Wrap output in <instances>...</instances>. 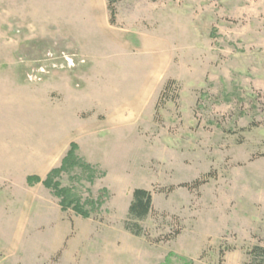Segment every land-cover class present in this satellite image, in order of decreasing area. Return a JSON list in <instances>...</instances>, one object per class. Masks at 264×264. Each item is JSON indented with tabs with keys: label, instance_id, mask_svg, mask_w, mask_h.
I'll use <instances>...</instances> for the list:
<instances>
[{
	"label": "rangeland",
	"instance_id": "obj_1",
	"mask_svg": "<svg viewBox=\"0 0 264 264\" xmlns=\"http://www.w3.org/2000/svg\"><path fill=\"white\" fill-rule=\"evenodd\" d=\"M158 42L167 68L157 78L167 77L156 92L147 81ZM80 49L89 71L109 63L121 107L135 108L107 153L105 141L90 153L103 165L77 146L98 172L93 182L80 168L78 178L61 175L83 199H103L88 218L26 180L56 163L42 158L53 129L46 86L87 64ZM78 78L86 83L74 74V88L94 89ZM138 187L151 194L143 219L128 216ZM256 247L264 248V0H0V264H259Z\"/></svg>",
	"mask_w": 264,
	"mask_h": 264
},
{
	"label": "crops",
	"instance_id": "obj_2",
	"mask_svg": "<svg viewBox=\"0 0 264 264\" xmlns=\"http://www.w3.org/2000/svg\"><path fill=\"white\" fill-rule=\"evenodd\" d=\"M121 43H123L124 50H128L130 52L125 39H123ZM161 51V46L158 42L155 47L156 55L154 57L156 70L149 81H147L148 86L153 83L155 84V91H158V89L160 90L163 81L167 77L165 76L161 80L158 79L159 77L157 78V75L165 73L167 68L165 58H162L161 56ZM80 52L87 57V64L78 72L73 74L61 73L51 76L48 79L46 86L48 91L47 108L52 111L51 123L50 118L48 119V122L51 124L50 126H52L53 129L49 132L48 127L46 145L49 147L48 149L50 152L45 156L42 155V158L44 160L56 159V163L53 167L60 165L61 159L68 150L71 142H75L78 146V150L81 152L88 151V157L85 155L87 160L102 164V159H93V157H91L92 154L90 153L95 152V145H99L104 141L107 142L103 151L104 153H107L108 145L111 146L114 143V131L119 128H128L130 123L134 122L135 119V108L121 107L122 105H120V97L118 96L119 91H117V86L111 80V74L108 66L109 63L98 65L95 60L89 71L88 66L91 65L89 62V55L81 49ZM127 57L124 61L128 60L129 57ZM74 74H78L86 80V83H84L80 80V78H78L81 87H88L87 85H92L94 89L89 93H87L86 90L79 91L77 89L79 88V84L77 82L75 83H77L78 86L74 88L70 79L72 75L74 76ZM159 85L160 88H158ZM144 89L145 88H143V91ZM128 90H131V87H127L123 94L120 93V96L124 98L122 99L123 105H127V99L130 95H132V93L130 91L128 92ZM143 91L141 88V95L143 94ZM66 96L71 98V102L68 101L69 99ZM57 98H61L60 101H57ZM65 107H68L69 109H64ZM136 109L138 113L139 105ZM139 112H141V109ZM71 135L75 136L74 139L70 138ZM99 135L102 137H99ZM76 136H79L78 138L80 139L77 140ZM67 137L70 138L68 141ZM4 143L6 144V142Z\"/></svg>",
	"mask_w": 264,
	"mask_h": 264
},
{
	"label": "trees",
	"instance_id": "obj_3",
	"mask_svg": "<svg viewBox=\"0 0 264 264\" xmlns=\"http://www.w3.org/2000/svg\"><path fill=\"white\" fill-rule=\"evenodd\" d=\"M111 3V2H110ZM110 12V22H114L115 11L110 5H108ZM171 80H167L163 86L162 91H165L166 88L172 83ZM77 145L75 142H71L68 150L65 155L62 157L60 165L51 168L44 178H41L38 175H28L26 180L28 183H37L41 182L44 187L50 189L51 193L58 198V203L62 211L68 209L73 210L77 215H80L83 218L90 217L91 213L98 211L103 204V199L99 196L96 199L91 197L82 198L79 194L80 191L75 185L62 186L60 182L61 175L67 173L71 175L76 168L81 169V174L87 181L93 182L94 178L97 176V171L93 165L86 162L81 156L76 152ZM72 179L78 178V176H70ZM198 183L199 181H195ZM152 211L151 204V194L148 190L144 188H134L132 191V199L128 206V216L129 218L134 219H143ZM135 227V228H134ZM126 228L129 229L132 233L138 235L140 234V228L136 223L126 224ZM254 251H260L259 255L262 257L259 264H264V248L256 247Z\"/></svg>",
	"mask_w": 264,
	"mask_h": 264
},
{
	"label": "built area",
	"instance_id": "obj_4",
	"mask_svg": "<svg viewBox=\"0 0 264 264\" xmlns=\"http://www.w3.org/2000/svg\"><path fill=\"white\" fill-rule=\"evenodd\" d=\"M65 60L67 61L66 64H68V65H73L74 64L73 60L71 58H69V57H65ZM80 61L83 62V60H80ZM43 71L44 70L42 68H40V72H43ZM32 80H33V78H32Z\"/></svg>",
	"mask_w": 264,
	"mask_h": 264
}]
</instances>
